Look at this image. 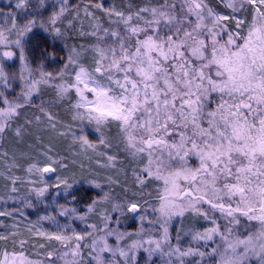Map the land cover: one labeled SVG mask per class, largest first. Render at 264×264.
I'll use <instances>...</instances> for the list:
<instances>
[{"label": "snow or ice", "instance_id": "snow-or-ice-1", "mask_svg": "<svg viewBox=\"0 0 264 264\" xmlns=\"http://www.w3.org/2000/svg\"><path fill=\"white\" fill-rule=\"evenodd\" d=\"M0 17V202L97 190L26 225L46 243L13 223L0 264H264V0H15ZM37 30L53 48L33 65ZM9 133L41 150H5Z\"/></svg>", "mask_w": 264, "mask_h": 264}, {"label": "trees", "instance_id": "trees-1", "mask_svg": "<svg viewBox=\"0 0 264 264\" xmlns=\"http://www.w3.org/2000/svg\"><path fill=\"white\" fill-rule=\"evenodd\" d=\"M30 42L31 43H37V45H38L37 48H39L40 50H44L45 48L49 49L50 48L49 45H50V43H52L51 38L46 37L45 34H43L42 32H39V30H37L36 33L33 34V38L31 39ZM59 47L63 51L62 46H59ZM63 54H64V52L62 53V55ZM40 135L42 136L43 145H48V144L52 145V147H53V153L52 154L53 155H55L57 152H59L61 155H67V151H66L67 142L66 141L59 140V139H51L50 137L52 134H50V133L42 132V133H40ZM29 144H33V148H29L28 147ZM2 147L5 150H8L9 152L16 150L18 153L19 152H25V153L35 154L36 152L41 150V145L37 144L35 142L34 136H26L24 143L17 144L14 136L12 135L11 137H8L4 141ZM21 163L25 164V166H26V160H22ZM73 170H75L78 173V169H74L73 166L70 164L69 174H71V172ZM0 171H3L2 166H0ZM17 174L21 175V176L26 175L22 171H17ZM48 179H49L50 183L55 182L54 179L51 177H48ZM4 183H5V181L0 179V194L3 193L2 185ZM50 190H52V189H50ZM50 190L47 194L50 193ZM22 191H23V189H22ZM96 191L97 190H95V189H89L86 184L76 185L74 187V189L72 190V192L75 194L76 198L78 200H80L83 205L90 202V200L94 197ZM33 202L36 203L34 198H33ZM35 208H27V207H24L23 204H21L19 202L14 203L11 200L8 201L7 204L0 202V210L7 209L9 211H13L14 209H20L24 213L23 217H21L18 212H14L13 218L0 217V222H2L4 225H6V227L0 228V233H4L5 231H8V230H13V229H11L12 224L17 223L20 231L22 232L23 237L28 239L29 243L34 242L35 245L39 244L43 239L41 237H36V236L34 238H32V236L26 231V225L30 221L35 223L38 220L35 216V212H34ZM40 226L44 229L42 222H41ZM43 242H45V241H43ZM42 251L43 250L39 249L37 246V252L39 253Z\"/></svg>", "mask_w": 264, "mask_h": 264}, {"label": "rangeland", "instance_id": "rangeland-1", "mask_svg": "<svg viewBox=\"0 0 264 264\" xmlns=\"http://www.w3.org/2000/svg\"><path fill=\"white\" fill-rule=\"evenodd\" d=\"M33 2H34V0H33ZM51 2H52V0H49V3H51ZM72 2L75 3V0H72ZM123 2H124V0H104V3L106 5L115 3L119 6ZM14 3H15V0H0V10H2L3 12L6 13V12L12 10V6L14 5ZM0 20H2V17H0ZM37 46H38L37 43H31L30 42L29 58L33 62V65H35V63L40 59V53L42 51L39 48H37ZM59 46H61L59 43L55 44V49H56L58 57L62 56V53H63V51L60 49ZM49 47H50L49 51H51L53 48V44L50 43ZM49 64H51V62H49ZM8 70L9 71H18L19 70V61L15 60V61L8 62ZM50 70H51V68H50ZM17 90H18V88H17ZM11 136H12V134L9 133L8 137H11ZM56 192H57V190H55L53 188L52 190H50L49 194H46L45 203L48 204L49 207H45V204H36V208H35L34 212H35V216L37 219L40 216L54 213L55 209L53 207H51L53 200H55V202L57 204H66L69 207L76 206L80 209L84 208V205L81 203L80 200L77 199V202L72 201V195L71 194H69L68 196H65L63 190H60V194L56 195ZM129 195H131V192H129ZM137 199H140V197H137ZM58 219L60 220L61 224H64L67 222L66 217H58ZM93 221L94 222L96 221L95 217H93ZM42 223H43L44 229L46 231L54 230L53 225L51 223H49L47 221H42ZM72 223H73V226L76 227L77 231L82 230V225L80 224L79 221H72ZM139 224H140V221L137 218L133 217L131 214H129L128 216L121 218V223L119 225V228L121 231L135 232L138 229ZM203 225H204V222L201 221L199 226L202 227ZM113 226H115V225H113ZM34 237L35 236H32V238H34ZM41 242H43V240ZM0 243H3V242H0ZM43 243H45V242H43ZM182 243L186 244L187 240H185ZM32 245H35V243L30 242L28 245H26V247L31 248ZM9 247H10V245H9ZM36 253H38L37 247L28 253L29 258H31L33 260L41 259L42 257L38 256ZM141 255H145V254L142 253ZM141 264H143V261H141Z\"/></svg>", "mask_w": 264, "mask_h": 264}]
</instances>
